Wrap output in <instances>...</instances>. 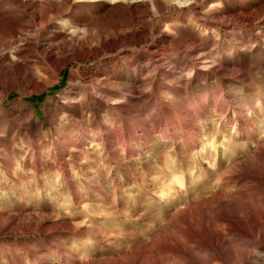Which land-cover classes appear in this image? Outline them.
Wrapping results in <instances>:
<instances>
[{
    "label": "rangeland",
    "instance_id": "obj_1",
    "mask_svg": "<svg viewBox=\"0 0 264 264\" xmlns=\"http://www.w3.org/2000/svg\"><path fill=\"white\" fill-rule=\"evenodd\" d=\"M140 1L0 0V264H264V0Z\"/></svg>",
    "mask_w": 264,
    "mask_h": 264
},
{
    "label": "bare ground",
    "instance_id": "obj_2",
    "mask_svg": "<svg viewBox=\"0 0 264 264\" xmlns=\"http://www.w3.org/2000/svg\"><path fill=\"white\" fill-rule=\"evenodd\" d=\"M96 1V0H95ZM149 3L151 4V8L153 10H155L159 13H161V8H162V5L160 3L159 0H148ZM146 2V1H145ZM166 2V1H165ZM128 4V3H127ZM194 4V3H193ZM144 5H147L146 3H144L143 0H141L140 2H136L134 3L133 5H131L129 8L133 9L134 11L137 10V8L139 6H144ZM128 7V6H127ZM105 6L104 7H101V6H95L93 10H91L90 12H87V11H82V13L78 16H73V18L75 19V21L80 25L82 24V27L83 28H86L88 29L92 22L93 21H96L98 19H100L104 13V10H105ZM151 9V10H152ZM208 10V9H207ZM210 10V8H209ZM51 11L53 12L54 11V8L51 9ZM7 11L4 12V14L2 13V11L0 12V21H3V20H6V21H10V20H14V17L11 15V13H7ZM10 12V11H9ZM60 12H62L60 10ZM103 12V13H102ZM107 12V11H106ZM209 12V11H208ZM55 13V12H53ZM56 14V13H55ZM207 14V12H206ZM132 15V14H131ZM106 16V15H105ZM201 17V16H200ZM41 18V16L39 15H33L32 17V20H37ZM136 17L134 16L133 17V20H135ZM206 19V18H205ZM15 21V20H14ZM13 21V22H14ZM207 21V19H206ZM137 23V21L135 22ZM138 23H139V20H138ZM14 24V23H13ZM75 24V23H74ZM80 27V26H79ZM3 29H6L7 31L6 32H9L12 36L13 35H16L18 33H21L20 29H15L13 26H8V25H3L2 26ZM95 29V28H94ZM145 29H140L138 31V34L139 37L137 40H143L142 39V36L144 34L143 31ZM76 33V32H75ZM142 35V36H141ZM141 36V37H140ZM100 43H103V44H107L104 40V38H100L98 40ZM67 42V41H66ZM70 42V41H69ZM116 43V42H115ZM29 44V43H28ZM62 45L59 46V49L61 51H64V50H71L72 51V48H73V44L72 43H66V44H63L61 43ZM78 45H83V42L81 41H78L77 43ZM114 44L112 43V46ZM115 46V45H114ZM117 46V45H116ZM115 46V47H116ZM120 46V45H119ZM123 47V46H122ZM74 51V50H73ZM9 55V54H8ZM74 55V54H73ZM41 56V55H40ZM66 57V56H65ZM69 57V56H68ZM77 57V56H76ZM14 58L16 59V61H14L13 57L11 56L10 58H8L7 56H4V55H0V93L1 94H4L6 95L8 93V89L13 87V83L17 82L19 83L20 85H22L24 88H28V87H33L34 84L37 83V76L36 74H32L30 73V71L26 70L24 68L23 65L20 64V62H18V59H20V54H16L14 56ZM74 58V57H73ZM40 60L42 61V63L45 65V66H48V65H51L53 64L54 62V57H45V58H40ZM67 61V59H66ZM65 61V62H66ZM64 63V61H63ZM227 219V218H226ZM139 264V263H138Z\"/></svg>",
    "mask_w": 264,
    "mask_h": 264
}]
</instances>
